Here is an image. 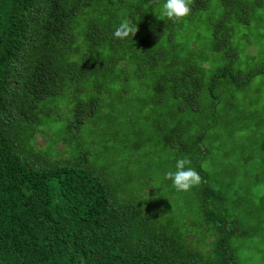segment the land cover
I'll list each match as a JSON object with an SVG mask.
<instances>
[{
	"label": "trees",
	"instance_id": "trees-1",
	"mask_svg": "<svg viewBox=\"0 0 264 264\" xmlns=\"http://www.w3.org/2000/svg\"><path fill=\"white\" fill-rule=\"evenodd\" d=\"M164 2L0 0V264H245L238 245L258 238L260 221L221 216L223 191L197 160L211 151L217 103L264 75V61L250 65L254 55L241 59L231 41L234 27L258 25L264 0H192L176 22L163 16ZM208 10L216 66L180 36ZM125 18L138 31L116 39ZM241 38L242 50L252 45ZM136 85L187 116L185 131L175 117L164 126L162 142L190 157L202 178L193 197L199 218L188 226L152 203L161 192L110 178L81 137ZM203 109L212 118L197 128ZM58 119L57 131L48 122ZM49 133L46 151L35 148L36 134Z\"/></svg>",
	"mask_w": 264,
	"mask_h": 264
},
{
	"label": "rangeland",
	"instance_id": "rangeland-1",
	"mask_svg": "<svg viewBox=\"0 0 264 264\" xmlns=\"http://www.w3.org/2000/svg\"><path fill=\"white\" fill-rule=\"evenodd\" d=\"M212 14L211 10L203 12L196 27L180 29L182 39L191 41L190 46L208 58L213 55L209 49L205 22ZM257 23L248 30L234 27L231 40L238 45L241 59L245 58L246 53L254 55L249 59L250 65L264 61V12ZM244 34L252 45L242 50L244 39L241 36ZM213 58L216 59L213 66L222 62L218 57ZM135 87L126 94L120 109L110 110L108 115L103 113L102 120L105 122L100 119L97 127L88 124L81 137L88 145L90 158H94L97 167L103 168L110 178L121 184L129 182L137 191L143 188L161 192L152 203L155 206L159 204L168 217L181 219L188 226V223L199 218L200 208L193 197L200 184L184 192L177 191L171 180L164 179L167 171L176 170L178 159L190 157L175 148L164 147L162 142L164 126L175 117L180 119L178 125L185 131L187 116L184 110L180 114L177 111L171 113L173 105L157 102L156 98H149L143 93L139 85ZM217 109L219 114L207 132L211 151L204 160L198 158L197 162L209 170L214 180L213 186L223 191L222 204L218 209L221 216L248 219L251 224L256 217L260 221L258 238L252 236L254 242L239 244L237 251L245 258V264H264V75L253 78L243 91L235 93V98H222L217 103ZM198 118L197 128L201 118L210 122L212 117L203 109ZM48 124L58 131L63 122L58 119ZM190 133H196L194 126L188 127ZM50 134L47 137L36 134L35 148L46 151ZM60 147L62 145L56 142L54 150ZM186 167H192V164ZM147 178L150 182L144 187ZM169 193L175 200L161 201ZM190 232L196 234L194 230L190 229ZM251 256L255 258L251 259Z\"/></svg>",
	"mask_w": 264,
	"mask_h": 264
},
{
	"label": "clouds",
	"instance_id": "clouds-1",
	"mask_svg": "<svg viewBox=\"0 0 264 264\" xmlns=\"http://www.w3.org/2000/svg\"><path fill=\"white\" fill-rule=\"evenodd\" d=\"M192 0H165L162 5V14L167 19L176 22L187 17L191 12ZM138 29L131 19H122L115 28L113 36L116 39L124 40L129 36L133 37ZM191 164L187 158L178 159L175 163V171H167L164 174L165 180H171L173 187L177 191H189L192 187L198 186L202 178L192 167H186Z\"/></svg>",
	"mask_w": 264,
	"mask_h": 264
}]
</instances>
